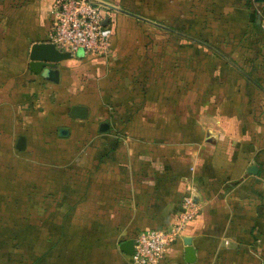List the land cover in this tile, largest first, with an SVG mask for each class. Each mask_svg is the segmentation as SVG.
Returning <instances> with one entry per match:
<instances>
[{"label": "crops", "instance_id": "obj_1", "mask_svg": "<svg viewBox=\"0 0 264 264\" xmlns=\"http://www.w3.org/2000/svg\"><path fill=\"white\" fill-rule=\"evenodd\" d=\"M54 1L0 0V154L70 205L39 264H134L122 244L172 229L185 198L198 214L160 264H264V2L91 0L109 54L47 80L29 64Z\"/></svg>", "mask_w": 264, "mask_h": 264}, {"label": "rangeland", "instance_id": "obj_2", "mask_svg": "<svg viewBox=\"0 0 264 264\" xmlns=\"http://www.w3.org/2000/svg\"><path fill=\"white\" fill-rule=\"evenodd\" d=\"M84 55L78 52L75 58ZM25 162L17 151L0 154V264H39L45 242L57 236L49 230L63 222L61 214L70 207L47 196L39 177L29 186ZM9 165L19 167L16 182L8 181Z\"/></svg>", "mask_w": 264, "mask_h": 264}, {"label": "built area", "instance_id": "obj_3", "mask_svg": "<svg viewBox=\"0 0 264 264\" xmlns=\"http://www.w3.org/2000/svg\"><path fill=\"white\" fill-rule=\"evenodd\" d=\"M50 43L61 53L78 52L106 56L111 49L112 31L104 26L98 6L91 0H55L51 16ZM198 214L192 199L185 198L172 229H153L139 234L133 243L134 264H160L167 249Z\"/></svg>", "mask_w": 264, "mask_h": 264}, {"label": "water", "instance_id": "obj_4", "mask_svg": "<svg viewBox=\"0 0 264 264\" xmlns=\"http://www.w3.org/2000/svg\"><path fill=\"white\" fill-rule=\"evenodd\" d=\"M256 2H264V0H254ZM111 8V7H110ZM103 25H107V20L103 22ZM72 55L68 53H61L59 52L55 46L51 43H40L35 44L32 46L31 53H30V64L29 70L37 75H41L47 80H54L53 79V71L55 64L62 62L64 60L71 59ZM70 115L74 119L85 120L87 118V110L82 107H74L71 109ZM107 126L102 125L101 130H106ZM68 132L65 129L59 130V136L65 137L67 136ZM16 149L18 151H23L25 149V139L20 137L16 144ZM252 167L249 171V174H256L257 171ZM185 246H187V250L185 251L186 255H191L192 250H190L189 241H185ZM120 250L127 254L132 255L133 251V241H127L122 244ZM187 262H190L187 260Z\"/></svg>", "mask_w": 264, "mask_h": 264}]
</instances>
